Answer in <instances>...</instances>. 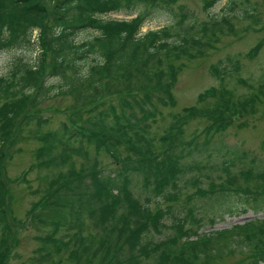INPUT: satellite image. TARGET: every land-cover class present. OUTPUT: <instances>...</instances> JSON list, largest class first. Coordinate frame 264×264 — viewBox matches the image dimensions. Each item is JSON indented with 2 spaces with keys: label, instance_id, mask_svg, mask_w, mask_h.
<instances>
[{
  "label": "trees",
  "instance_id": "16d2710c",
  "mask_svg": "<svg viewBox=\"0 0 264 264\" xmlns=\"http://www.w3.org/2000/svg\"><path fill=\"white\" fill-rule=\"evenodd\" d=\"M180 1L0 0V53L36 50L0 75V248L13 236L2 171L7 149L33 133L41 141L37 163L54 172L30 209L48 227L37 235L33 264H216L236 256L239 264H264V161L213 146L233 116L258 113L257 95L236 96L223 84L241 72L240 59L212 65L222 85L174 115L161 136L152 133L162 108L175 103L185 60L226 34L264 27L263 11L257 1L228 0L211 13L221 0H202L208 18L199 19ZM170 9L172 23L142 31ZM60 94L73 99L69 118L42 133L52 118L39 108ZM197 117L208 120L203 132L186 136ZM249 211L253 218L229 228L203 229ZM169 222L173 231L155 240Z\"/></svg>",
  "mask_w": 264,
  "mask_h": 264
},
{
  "label": "rangeland",
  "instance_id": "374dc122",
  "mask_svg": "<svg viewBox=\"0 0 264 264\" xmlns=\"http://www.w3.org/2000/svg\"><path fill=\"white\" fill-rule=\"evenodd\" d=\"M228 0H221L211 10V13L219 12ZM260 3L259 7L263 11L264 23V0H252ZM187 9L194 12L193 15L199 19H207L208 15L203 10L202 0H181ZM179 4L172 9L178 11ZM128 15L124 12H111L107 16L119 19H129L135 16ZM175 20V14L172 10L161 12L158 16L147 21L142 31L156 29ZM37 31H35V35ZM88 34V33H86ZM36 55L33 47L14 48L0 53V75L8 72L12 62L16 58H28ZM236 56L240 59L241 72L235 77H226L223 84L236 93V96L247 97L257 95L258 113L251 116H233L232 124L225 130L216 133L213 140L214 145H223V152L238 151L248 152L251 157H256L264 161V27L254 30H248L238 35L226 34L220 38L216 46L207 51L203 56L185 60L183 71L178 77L174 86L175 103L163 107V115H159L157 121L153 123L152 133L159 137L166 127L172 121L173 116L183 113L184 110L197 103L202 92L211 87H219L222 82L211 74L212 65L227 56ZM52 82V80H51ZM213 104L214 98L208 100ZM72 97L62 94L46 99L41 104L39 112L50 115L52 122L42 127L40 132L48 129H54L62 121L69 118L72 110ZM208 120L197 117L187 122L186 136H191L195 132L202 133ZM29 129L25 130L26 135ZM32 137H27L9 147L8 155L3 164V176L8 179V202H9V221L13 228V236L9 243L0 248V264H33V257L37 256L39 241L37 235H43L48 227L44 226L38 217L35 220L30 215V209L33 205L41 201L44 194V187L54 172H50L45 167L39 165L36 159V149L41 145V141L33 133ZM204 138V134L200 139ZM106 161L110 159L103 155ZM221 158V157H220ZM216 159V158H215ZM219 160V158H218ZM66 169V168H64ZM214 175L221 173L214 172ZM201 186L203 188L209 185L207 178H202ZM142 197L146 195L145 190L139 188ZM196 188L192 186L184 187L183 201L186 202V195L195 192ZM201 202H204L200 200ZM206 205L212 203L211 200L204 202ZM263 214L258 213L256 216L261 217ZM255 215L249 211L245 214L226 215L220 219L214 226L207 223L205 230H221L229 228L237 222L253 218ZM171 222H169L166 232L153 233V238L159 240L164 238L165 233L172 232ZM1 240V232H0ZM239 264V257L226 258L216 264Z\"/></svg>",
  "mask_w": 264,
  "mask_h": 264
}]
</instances>
